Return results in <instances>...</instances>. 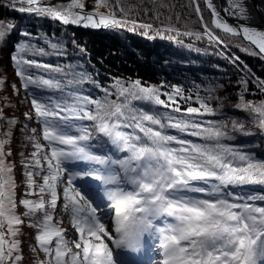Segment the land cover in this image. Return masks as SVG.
<instances>
[{
    "label": "snow or ice",
    "instance_id": "6c2138e0",
    "mask_svg": "<svg viewBox=\"0 0 264 264\" xmlns=\"http://www.w3.org/2000/svg\"><path fill=\"white\" fill-rule=\"evenodd\" d=\"M19 2L28 5L19 11L50 16L65 25L113 28L129 22L126 18H117L111 11L86 13L85 0H71L64 9L38 6L41 0ZM206 3L216 29L242 36L258 49L253 54H264V30L230 26L220 18L212 0ZM228 3L230 15L247 19L243 0H228ZM193 4L203 22L197 0ZM100 7H108V0H97V9ZM131 23L136 25V21ZM140 27L151 28V25ZM13 30L11 22L6 25L0 22V42H5ZM205 34L210 40L220 42L206 24ZM28 53L46 54L43 49H32L30 45L17 46L12 59L18 66L17 75L23 86L33 87L38 93H61L58 97L33 95L31 100L50 154L41 156L44 149L34 143L32 162L24 166L39 171L26 172L27 185L32 189L27 195L38 194L40 198L21 199L19 204L26 209L23 215L30 217L29 226L37 230V246L46 255L40 264H120L115 258L116 250L138 252L146 238L157 242L153 247L161 256L158 264H264V205L253 203L264 201V196H244L226 190L230 186L264 183V162L254 161L250 154L222 143L230 139L228 126L223 121L208 122L204 126L134 103L142 101L180 113L179 101L190 97H184L179 87L167 95V101L161 99L157 89L141 86L140 81L128 85L116 81V91L106 90L104 98L99 100L72 90L65 94L60 80L31 71L32 68L63 70L27 59ZM86 79L83 73H73L68 84L78 85ZM3 83L0 80V85ZM112 96L115 99H110ZM235 110L256 114L264 128V102H244ZM185 111L215 115L205 102H201L200 108L188 107ZM0 120L8 125L3 133L5 138H0V264H20L23 257L18 236L24 221L15 211L13 166L6 161L11 151L5 152L16 121L4 117L2 109ZM84 120L93 122L91 128L77 123ZM168 129L198 137L202 142L172 135ZM232 130L242 131L243 125L233 121ZM94 132L105 138L112 151L123 155L113 158L96 154L92 150ZM74 162L83 167L72 173L63 197L64 210L71 215L78 237L68 240L54 213L64 165ZM34 176H41L42 183L37 185ZM89 178L97 183H89ZM75 179L84 183L77 186L73 183ZM105 216L111 217L110 225Z\"/></svg>",
    "mask_w": 264,
    "mask_h": 264
},
{
    "label": "trees",
    "instance_id": "16d2710c",
    "mask_svg": "<svg viewBox=\"0 0 264 264\" xmlns=\"http://www.w3.org/2000/svg\"><path fill=\"white\" fill-rule=\"evenodd\" d=\"M70 2L41 0L38 6L64 9ZM197 4L203 22L195 11L193 0H108V7L97 10L102 13L114 12L117 18H126L129 22L121 27L85 28L76 24L65 25L35 12H21L18 9L27 8L28 5L19 0H0V22L14 25L7 40L0 42V80L4 81L0 85V109L4 117L16 121L5 152L11 151L6 161L13 166L17 197L15 211L24 221L19 226L21 234L18 236L23 257L20 264H40L46 260L45 253L38 248L35 240L37 230L29 226L31 219L23 215L26 209L19 204L21 199L40 198L38 194L27 195L32 189L27 185L26 172L39 171L35 167L24 166L32 162L31 154L36 151L34 143H39L44 149L41 156L50 154L48 142L42 138V124L35 115L31 100L33 95L41 98L48 95L58 97L61 93H38L33 87L26 89L23 86V81L17 75L18 66L12 59L18 45L44 50V55L28 53L26 58L53 68L59 67L63 71L53 72L42 68H32L31 71L45 78L60 80L65 94L72 90L99 100L104 98L106 90L116 91V81L124 85L140 81L141 86L157 89L161 99L167 101V95L179 87L184 97H190L179 101L180 113L173 112L172 108L150 106L142 101L134 103L138 107L151 108L161 114L167 113L204 126L208 122L223 121L228 126L230 139H224L222 143L250 154L254 161L264 162V128L258 123L256 114L235 110L238 104L244 102H264V84L261 83L264 82V55L253 54L258 53V50L242 37L216 29L203 0H197ZM84 12L96 11L84 9ZM131 21H136V25ZM205 24L219 37L220 42L209 39L205 34ZM140 25H151V28ZM52 44L57 47H51ZM73 73H83L87 79L78 85H69ZM201 102L211 107L215 115L186 113L188 107L200 108ZM233 121L242 124L243 130L233 131ZM77 123L91 128L93 122L84 120ZM7 128L6 121L0 120V138H5L3 133ZM168 132L196 143L202 142L198 137L181 134L175 129H168ZM94 135L96 139L92 142V150L96 154L112 155L113 158L123 155L112 151L105 138L95 132ZM69 165H64L65 170ZM77 165L79 169L83 167L82 164ZM45 174H48L46 170ZM33 179L37 185L42 183L41 176H34ZM60 180L63 183L57 186L58 202L54 216L61 221L58 226L66 231V239L71 240L78 234L74 230L76 235H71L65 226L67 224L73 228L71 215L64 210L66 201L63 189L68 182L65 172L61 174ZM226 190L260 197L264 196V183L230 186ZM45 199L49 197L45 195ZM253 203L264 205V201L260 200ZM73 251H76L74 246Z\"/></svg>",
    "mask_w": 264,
    "mask_h": 264
},
{
    "label": "water",
    "instance_id": "95a60500",
    "mask_svg": "<svg viewBox=\"0 0 264 264\" xmlns=\"http://www.w3.org/2000/svg\"><path fill=\"white\" fill-rule=\"evenodd\" d=\"M95 1L96 0H85V10L96 11L97 7L94 5ZM203 2L205 7L208 8L206 0H203ZM212 3L217 12L220 13V18L224 22H227L230 26H233L237 29L241 28L242 26H249L258 30H264V0H243V3L245 4L246 10L248 12L247 19H240L237 15H230L228 0H212ZM209 11L211 13L213 21L212 12L210 9ZM246 42L250 44L248 41ZM251 46L255 48L254 45Z\"/></svg>",
    "mask_w": 264,
    "mask_h": 264
},
{
    "label": "rangeland",
    "instance_id": "374dc122",
    "mask_svg": "<svg viewBox=\"0 0 264 264\" xmlns=\"http://www.w3.org/2000/svg\"><path fill=\"white\" fill-rule=\"evenodd\" d=\"M94 5L97 7V0L95 1ZM92 12H95V11H92ZM77 164H80V163L79 162L68 163L69 166L65 170V173H66L68 179L71 178L73 172L79 170V167H78ZM81 182L82 181L79 180V179H75L73 181V183L75 185H77V186H80ZM105 221L107 222L108 225H110L111 224V217L110 216H105ZM65 226L67 227V229L71 233V235L74 236V234H75L74 229L71 226H68L67 224H65ZM108 243L110 244V242H108ZM156 243H157L156 241L148 240L146 238V242L144 243V247L146 248V250H148L146 256L150 255L147 258L146 264H158V262L161 260V256H160L159 252L153 247V245H155ZM115 258L118 261L116 253H115Z\"/></svg>",
    "mask_w": 264,
    "mask_h": 264
}]
</instances>
